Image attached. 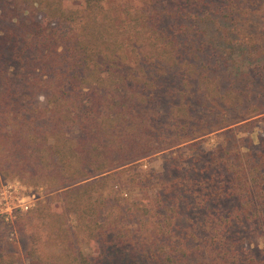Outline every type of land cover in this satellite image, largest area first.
Returning <instances> with one entry per match:
<instances>
[{"label":"trees","instance_id":"obj_1","mask_svg":"<svg viewBox=\"0 0 264 264\" xmlns=\"http://www.w3.org/2000/svg\"><path fill=\"white\" fill-rule=\"evenodd\" d=\"M247 4L0 0V176L43 185L60 198L59 210L45 204L33 212L42 219L34 228L36 245L42 228L61 247L49 264H193L201 236L182 230L183 215L191 220L181 210V195L165 188L135 228L122 211L112 216L118 204L108 196L129 168L175 146L195 177H210L202 189L220 170L231 178L228 190L192 194L190 212L211 206L216 222L204 240L211 263L235 260L249 243L253 221L264 238V45L253 17L244 20L251 17ZM214 19L230 28L227 41L223 28L209 32ZM236 50L254 62V83L248 91H220L221 74L232 77ZM169 73L182 87L167 86ZM204 95L244 103L248 117L207 126L189 113L192 99ZM163 97L171 105L166 121L158 108ZM214 131L220 141L205 158L197 138ZM219 193L241 206L218 221ZM71 214L80 234L68 226ZM8 257L0 252V264H11Z\"/></svg>","mask_w":264,"mask_h":264},{"label":"rangeland","instance_id":"obj_2","mask_svg":"<svg viewBox=\"0 0 264 264\" xmlns=\"http://www.w3.org/2000/svg\"><path fill=\"white\" fill-rule=\"evenodd\" d=\"M247 1L249 2V5H247L251 17L246 16L244 20L253 17L250 23L253 32H256L257 39L264 45V0ZM214 21H216L213 24L214 26H209V32L214 34L216 29L223 28V38L227 41L229 32H226L230 28L228 26L224 28V23L219 22L218 19H214ZM241 33L244 34L243 30H241ZM235 53L233 60L237 61V64L234 65L235 69L230 70L232 77L229 78V81H226L225 76L228 72L224 71L221 74L222 85L220 91L227 90L229 86L237 88L238 91H248V86L254 83L252 81L256 74L254 62L250 59L247 61L244 58L245 54L238 53V50ZM261 64H264V59H260ZM167 77L164 81L167 86L172 87L173 84H179L182 87L181 81L174 78L172 73H169ZM158 108L161 120L166 121L171 112L169 100L163 97ZM189 113L192 117L201 119L208 124L207 126L217 128L248 117L249 111L244 103L224 102L220 98H209L204 95L192 99ZM217 132L219 131L197 138L203 140L199 148L204 153L205 158L213 154L219 144L220 137L217 136ZM258 132L259 129L257 128L253 133L255 145L258 142ZM178 147L175 146L145 158L123 174L124 182H116L112 192L108 195L118 204L115 210H111L112 216L115 217L119 211H122L132 228L139 226L141 217H144L142 215L145 212L144 208L157 204L158 195L167 188V190L173 192L172 197L182 196L179 199L181 200V203H179L181 210H185L186 216L188 214V218L191 220V222L187 221V217L183 215L182 230L185 231V228H189L201 236V239L197 241L198 245L195 244L198 250L194 252L193 264L204 262V264H212L206 255L208 250L204 240L206 235L215 233L216 225L213 223L216 222L209 217L208 207L211 206L203 208L199 213L194 210L190 212L194 206L192 194L194 191H197L198 194L205 191L206 196H208L211 191L217 190L218 187L228 190L232 187L230 184L231 178L226 172H222L224 170H220L214 177V184L206 185L202 189L199 184L209 180L210 177L205 174H202L204 176L202 178L195 177L190 164L182 160V152L178 151ZM187 151H190V149L188 148ZM221 194L224 193H219L218 196L221 197ZM219 202V205H214L216 207L214 213L219 218L218 221L226 216L228 212L233 211L235 207L239 208L241 206V200L239 199L229 201L221 197ZM45 204L52 205L54 209L62 206L60 198L54 196L43 185H31V183L28 184V182H23L17 178L4 180L0 176V252L9 256L7 260L11 264H49L48 261L53 251L61 248L52 245L51 236L48 235V232L44 233L42 228L39 230L42 241L39 245H36V231L34 233V228L36 224L42 225V219L35 218L33 212L37 207ZM169 205L170 203L167 202L164 206L168 207ZM69 217L68 226L70 230L80 234L79 229L76 227L77 219L75 215L71 214ZM207 222L212 223L207 225ZM258 225L260 223L256 220L253 221L250 227H247V231L250 233L249 243L247 245L244 243L240 251L237 249L238 253L235 258L237 260H232L228 264H264V238L259 235ZM72 245L77 247L79 244L77 245L76 242ZM62 246H64V243H62ZM199 254H204L205 257Z\"/></svg>","mask_w":264,"mask_h":264},{"label":"built area","instance_id":"obj_3","mask_svg":"<svg viewBox=\"0 0 264 264\" xmlns=\"http://www.w3.org/2000/svg\"><path fill=\"white\" fill-rule=\"evenodd\" d=\"M26 208H28V206H26Z\"/></svg>","mask_w":264,"mask_h":264}]
</instances>
